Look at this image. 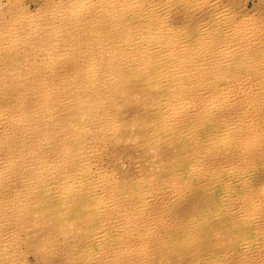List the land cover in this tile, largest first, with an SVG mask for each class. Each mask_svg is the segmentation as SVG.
<instances>
[{
    "label": "bare ground",
    "instance_id": "obj_1",
    "mask_svg": "<svg viewBox=\"0 0 264 264\" xmlns=\"http://www.w3.org/2000/svg\"><path fill=\"white\" fill-rule=\"evenodd\" d=\"M49 3L0 11V264L62 238L83 264H264V17L221 0ZM139 87L152 157L180 146L127 183L106 151Z\"/></svg>",
    "mask_w": 264,
    "mask_h": 264
},
{
    "label": "rangeland",
    "instance_id": "obj_2",
    "mask_svg": "<svg viewBox=\"0 0 264 264\" xmlns=\"http://www.w3.org/2000/svg\"><path fill=\"white\" fill-rule=\"evenodd\" d=\"M10 1H12V0H0V4H1L0 5V11L1 12L7 11V9H8L7 6L9 5ZM23 1H24V4L26 6H28L30 10L34 11L37 7L38 8L47 7L50 4L49 3L50 1H52V3H54V2L59 3L60 0H54V1L53 0H23ZM165 2H166V0H162V3H165ZM44 3H46L45 5H47V6H45ZM221 3L222 4H220V7H226L227 9H229L231 14L233 13L232 15L236 16V11H237V16H236L237 18H240V16L242 17V16L247 15V14H252L253 12L256 13L257 16H260V14H261V16L264 17V14H263L264 11L261 12L262 10L258 9V6L260 4V0H228V1L227 0H221ZM243 5H244V7H243ZM230 7L232 8V10ZM1 18H2V16H1ZM133 91H134L133 95L136 98H139V100H138V102L135 101V103H128L129 106H127V109H125V108L124 109H125V112L127 113V116H128V119H126L128 121L127 124H130V117L134 116V115L136 116V122L122 127L118 137L116 138L117 140H115L112 145L108 146L109 148H107V151H106V165H107V167H109L111 169V171L114 170L113 172L116 171L115 173H116V175H118L117 178L121 182L128 181L127 183L137 181L138 179H140L142 177H143V179L146 178L147 173L150 172L148 170H151L152 165L155 162H157V160L162 161V162L165 161L167 163L169 160H171V157L177 153V149L180 146L178 143H173V144L168 145V144H165L163 142V143L159 144L158 146L157 145L155 146V144H154L153 147H155V155H154V157H152L153 155L150 152V146H147V143L144 144L145 138H146L144 136V131L148 125L152 124L149 122V120H150L149 115L145 112V110H146V105H145L146 102L145 101H147V100H146V98H143L144 97L143 96V90L140 87L134 88ZM154 128H156L155 130H157L158 135H160V133L163 132V131H161L159 133V130H161L159 128V124H153L152 130ZM124 140L125 141L128 140L130 143L127 141L128 142V145H127V143ZM119 143H121V144H119ZM123 143L124 144L126 143V146H123ZM131 148H132V150H131ZM133 156H134V158H133ZM155 156L158 159L156 158V160H155ZM132 158H133V161H132ZM135 159H136L137 163L143 162V163H141L142 165L140 163H138L137 165L134 164L136 162V161H134ZM156 165H159V164L157 163ZM159 167H161V165H159ZM159 167H154V170H161ZM124 175H126V176H124ZM135 177H136V179H135ZM196 198H197L196 200H193L194 206L197 205L196 202H198V201H200L198 205H201L202 203L205 205V204L209 203V200H210V197L209 198L204 197L201 199V197L197 196ZM229 231H230L229 229H224L222 235L218 236L214 242L217 241L220 245H223L224 243H226L228 241V239L230 238ZM231 238L233 239L234 237L232 236ZM46 241H48V240L46 239ZM62 241H63V238H62ZM62 241H60L57 244L58 246L50 247L51 249L48 250L47 253L40 254V255L38 254L39 257L37 259L32 257L31 258L32 264L33 263L34 264H48V263H50V264H52V263L53 264H83V262L81 260L76 259V255H75V258H73V255H72L73 247H72V245L71 244L66 245V244L62 243ZM46 244H50V243H46ZM62 250H66V252H68V254L71 253V255L69 254L63 258L64 254L61 253ZM166 254H168V253L164 254V259H166V257H165ZM52 257H53V260H52ZM67 258H68V260H66Z\"/></svg>",
    "mask_w": 264,
    "mask_h": 264
}]
</instances>
